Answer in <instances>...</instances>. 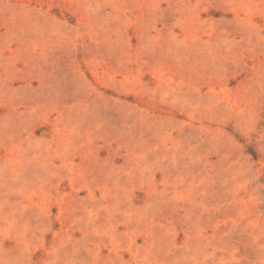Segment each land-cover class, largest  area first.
Here are the masks:
<instances>
[{
  "label": "rangeland",
  "instance_id": "1",
  "mask_svg": "<svg viewBox=\"0 0 264 264\" xmlns=\"http://www.w3.org/2000/svg\"><path fill=\"white\" fill-rule=\"evenodd\" d=\"M0 264H264V0H0Z\"/></svg>",
  "mask_w": 264,
  "mask_h": 264
}]
</instances>
